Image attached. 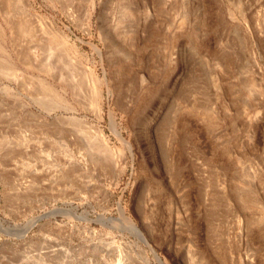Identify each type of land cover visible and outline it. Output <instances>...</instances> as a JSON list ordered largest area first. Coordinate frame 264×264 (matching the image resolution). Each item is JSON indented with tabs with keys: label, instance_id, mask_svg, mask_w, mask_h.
<instances>
[{
	"label": "rangeland",
	"instance_id": "1",
	"mask_svg": "<svg viewBox=\"0 0 264 264\" xmlns=\"http://www.w3.org/2000/svg\"><path fill=\"white\" fill-rule=\"evenodd\" d=\"M90 8L0 0V264H264V0Z\"/></svg>",
	"mask_w": 264,
	"mask_h": 264
},
{
	"label": "bare ground",
	"instance_id": "2",
	"mask_svg": "<svg viewBox=\"0 0 264 264\" xmlns=\"http://www.w3.org/2000/svg\"><path fill=\"white\" fill-rule=\"evenodd\" d=\"M91 6H92V0H86V13H84V14H86L87 18H89L91 15V12H90ZM98 109H99V107H98ZM129 224L135 231H137L136 227L130 221H129Z\"/></svg>",
	"mask_w": 264,
	"mask_h": 264
}]
</instances>
